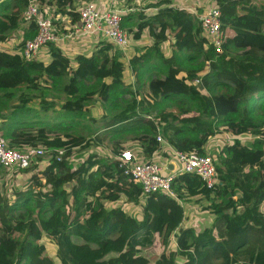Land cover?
<instances>
[{"label":"trees","instance_id":"16d2710c","mask_svg":"<svg viewBox=\"0 0 264 264\" xmlns=\"http://www.w3.org/2000/svg\"><path fill=\"white\" fill-rule=\"evenodd\" d=\"M54 1L65 11L78 0ZM216 2L222 10V53L207 45L198 19L173 0L151 4H164L152 15H124L122 27L133 39L147 30L153 41L127 64L107 40H99L90 55L76 54L73 62L52 42L48 62H28L0 49V92L5 96L0 95V114L8 107L6 117L11 119L3 135L11 146L66 149L62 161L54 156L43 170H21L32 174L14 201L0 193V264L46 259L43 238L57 244L58 264H264V0ZM28 3L0 0V42L22 27ZM35 34L32 23L22 43ZM167 41L171 56L162 49ZM127 65L134 74L131 83L125 81ZM64 78L68 100L63 108L68 112L81 115L94 101L117 110L101 119L102 135L84 138L34 128L24 105L7 106L12 90L41 92L43 82L56 85ZM40 103L47 111L56 106L45 96ZM15 126L20 129L13 131ZM158 126L176 149L201 154L217 134L250 133L258 138L247 145L227 142L215 151L221 173L212 189L197 175L181 173L172 182L175 196L150 194L141 218L119 205L107 206L105 201L123 197L141 200V185L125 173L120 160L121 139L133 135L150 159L161 146ZM92 147L113 154L90 153L77 168L67 161L74 148L87 152ZM203 199L210 201L211 225L185 226L180 201Z\"/></svg>","mask_w":264,"mask_h":264},{"label":"built area","instance_id":"2783aa9c","mask_svg":"<svg viewBox=\"0 0 264 264\" xmlns=\"http://www.w3.org/2000/svg\"><path fill=\"white\" fill-rule=\"evenodd\" d=\"M159 1L148 0L151 3L148 8H145V0L139 1L140 6L137 7L130 5L131 0H128L127 4L123 3V0H78L76 7L73 8L69 5L65 11H62L54 0H44L43 2L29 0L28 6L24 10L22 27L28 28L32 23H35V36L22 43L23 31L27 29L24 28L19 30L22 35L20 46H15L13 50L6 49L11 46V43H15V39L12 37L9 39L10 44L5 43V41L0 42V49L16 53L28 62L34 60L46 62L45 57L49 56L50 52L48 54L45 49H49L48 45L52 42L73 62L76 55L73 51L74 45L83 41L87 36L94 37L97 41L107 40L113 43L115 48L123 53V56H128V49L133 37L122 27L124 15L134 11H144L147 15H152L164 7V4L151 6V4ZM206 4L207 2L202 0L200 3H192L182 8H185L198 19L202 27V36L207 39V45L215 47L218 53H222L224 39L222 10L217 4ZM74 13L78 16L77 20L74 18ZM2 46L4 47L2 48ZM199 81L200 79H196V82ZM149 117L152 118V116ZM158 130L157 140L161 143V146L153 152L152 158L147 159L141 149L136 152L130 148H124L120 156V160L125 167V173L131 175L142 187L141 199L146 200L150 194L155 192L175 196L172 182L181 173L197 175L203 185L209 189L220 183L221 171L216 167V157L212 149L206 148L204 154L196 150H178L163 137L160 133V126H158ZM229 139H231L229 143L238 140L233 139L231 136ZM76 149L79 150V148H74L71 154L68 155V162ZM65 152L64 147L42 144L37 146H11L10 141L0 133V165L7 171L21 173L18 176L20 179L27 178L29 180L32 174L21 172V170L31 167H35L36 171L43 170L54 156L58 161H62ZM43 157H46V159L40 160ZM86 159H83L80 164ZM175 161L179 163L178 168ZM42 164H44V167L40 169ZM73 168H77V166ZM173 241L175 243L174 237Z\"/></svg>","mask_w":264,"mask_h":264},{"label":"rangeland","instance_id":"374dc122","mask_svg":"<svg viewBox=\"0 0 264 264\" xmlns=\"http://www.w3.org/2000/svg\"><path fill=\"white\" fill-rule=\"evenodd\" d=\"M139 1L141 0H131L130 5L134 7L140 6ZM154 1H158V0H154ZM204 1L207 2L206 5L217 4L215 3L216 0L213 1L204 0ZM123 3L127 4L128 0H123ZM150 3L151 2H148V0H145V8H148V5ZM173 4L176 7H183V3L181 0H173ZM145 31L146 32H144L141 41H137L135 39L132 40V43L129 46V48H131L130 53H136L134 52L136 50L144 51L148 43L152 42V38L150 37L148 31L147 30ZM13 35H14L15 43L14 44L11 43V46H8V48L6 49L13 50L15 49V46H20L21 44L20 37L22 36L21 31H19V29L14 30ZM24 35H25V31H23V36ZM6 41H9V39H7ZM134 43L137 44L135 45ZM3 47L4 46H2V48ZM45 51H47V49H45ZM120 53L123 56V53L121 51ZM122 58L127 64L128 60L131 58V54H129L128 52V56L125 55ZM125 75H128L127 77L134 76L132 70L128 67V65L126 68ZM67 83H68V78H64L56 85L51 84L50 81L48 80V84L43 82L44 86H42L41 92L29 91L26 88L12 90V95L10 96V99L6 100V102L8 103L7 106L24 105V107L28 109L26 120L30 121L33 124L34 128L45 127L51 133L56 132L61 134H65V133L77 134L84 138H89L91 136L93 137L94 135H102L104 133V130L102 128L103 124L101 122V119L105 116L106 117L112 116L117 110L110 109L108 104H104L101 101H94L85 106L84 112L81 115L68 112L65 108H63V104L68 100V94L64 88V86ZM29 95H32V97H34L33 100H31L30 102L26 100V97ZM41 96H45L48 101H53L56 104V106L49 109L48 111L44 110L41 107V103H40ZM1 97H5V96L1 95ZM3 108L5 107L3 106ZM3 114L4 117L0 118V133L2 134L5 133L4 128L7 129V126L10 124L11 121V119L7 118L8 115L10 114L8 107L2 110V114L0 115ZM19 129L20 127L15 126L13 131ZM222 137L220 141L223 142L227 140L225 134H223ZM108 141L110 140L108 139ZM121 142L124 148H130L131 150L133 151L135 150L136 152H139L140 150L139 148H137L138 146H140V144L137 140H135V138H133V135L125 136V138L121 139ZM215 146L216 144L211 146L212 147L211 149H213L212 150L213 154L215 153L216 150ZM206 148L208 147L206 146ZM90 153H97L106 156H111L113 154L112 152L109 151L108 148H103V147H97V148L92 147L87 152H82L76 149L73 156L69 158L70 165L72 167L78 166L83 161V159L87 158V156ZM45 159L46 157H43L40 160H45ZM175 164L176 167L178 168L179 163L175 161ZM19 174L21 173H17V172L13 173L12 171H7L4 168L0 170V193L7 194L8 198L12 201H14V199L16 198V193L18 191H24L27 188V182H28L27 178L20 179L18 177ZM196 204H201V203L193 202V205ZM116 205L123 207L129 214L140 217L142 215L141 212L143 210V207L145 206V200L141 199L139 202L134 203V202H129L125 197H123L122 200L118 201L115 204V206ZM185 224L194 227L196 226L197 228H200V226L202 225L201 223H184V225ZM42 243L45 245L47 258L44 260L34 259L32 264H58L59 260L56 257L57 244L53 243L47 238H43Z\"/></svg>","mask_w":264,"mask_h":264},{"label":"crops","instance_id":"0c3cea01","mask_svg":"<svg viewBox=\"0 0 264 264\" xmlns=\"http://www.w3.org/2000/svg\"><path fill=\"white\" fill-rule=\"evenodd\" d=\"M181 1L183 3V7L185 5H187V6L188 5H191L192 3H200V2H202V0H181ZM24 28H27V27H20L19 30H23ZM142 37L140 39H135V40L141 41L142 40ZM13 39H14V35H13ZM97 42L98 41H97L96 38H94V37H87L86 36L83 39V41H81L78 44H75L74 45L73 51H74L75 54L82 53V54L90 55L94 51L95 45L97 44ZM152 42L151 43H148V45H151ZM5 43L10 44L11 41H9V42L5 41ZM134 44L136 45L137 43H134ZM130 49L131 48L128 49V52L132 56V55H134V53H130V51H131ZM162 49L164 50V52H165V54L167 56H171L172 55V49L170 47V41H167L166 43H164L162 45ZM46 52L49 54V49H47ZM134 52L138 53L139 50H136ZM45 59H46V62H48L51 59L50 58V55L49 56H46ZM182 71H184V70H182ZM125 73H126V71H125ZM127 76L128 75H125V81L127 83L134 82V76H130V77H127ZM223 134H225L227 140L222 142L220 140H221V137L223 136ZM223 134H217V135L211 137L210 140L207 142V145H206L208 147V149H211L212 148L211 146H213V145L216 144L215 149L218 150L219 148L223 147V145L225 143L230 142V140H231V139H229L230 136L233 139L240 140V142L243 145H247L251 141H253V140L256 139V136L255 135L248 134V133H244V134H241V135H234L232 133H223ZM140 147L141 146H138L137 148L141 149ZM43 167H44V164H42L40 166V169H42ZM117 202L105 201V204L107 206H110V207L113 208ZM180 202L182 203V205L185 208V219H184V222L183 223H201L202 225L198 229H204L205 227L211 225V223L213 221L214 215H213L212 211L209 208L210 201L208 199H203L201 201H184V202L180 201ZM193 202H200L201 204L193 205ZM137 218H141V216L140 217H137ZM185 226H189V225L185 224Z\"/></svg>","mask_w":264,"mask_h":264},{"label":"water","instance_id":"95a60500","mask_svg":"<svg viewBox=\"0 0 264 264\" xmlns=\"http://www.w3.org/2000/svg\"><path fill=\"white\" fill-rule=\"evenodd\" d=\"M172 166V165H171Z\"/></svg>","mask_w":264,"mask_h":264}]
</instances>
